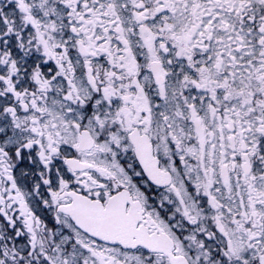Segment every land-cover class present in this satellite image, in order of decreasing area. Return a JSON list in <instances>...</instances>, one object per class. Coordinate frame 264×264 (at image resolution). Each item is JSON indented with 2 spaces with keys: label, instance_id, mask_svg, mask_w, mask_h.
Here are the masks:
<instances>
[{
  "label": "snow or ice",
  "instance_id": "6c2138e0",
  "mask_svg": "<svg viewBox=\"0 0 264 264\" xmlns=\"http://www.w3.org/2000/svg\"><path fill=\"white\" fill-rule=\"evenodd\" d=\"M0 264H264V0H0Z\"/></svg>",
  "mask_w": 264,
  "mask_h": 264
}]
</instances>
